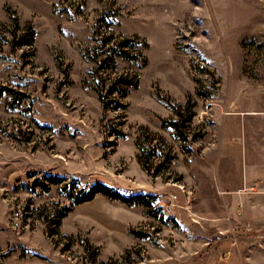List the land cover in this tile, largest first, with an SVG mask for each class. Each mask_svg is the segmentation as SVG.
I'll return each mask as SVG.
<instances>
[{
    "label": "rangeland",
    "instance_id": "rangeland-1",
    "mask_svg": "<svg viewBox=\"0 0 264 264\" xmlns=\"http://www.w3.org/2000/svg\"><path fill=\"white\" fill-rule=\"evenodd\" d=\"M237 133L264 156V0H0V264H264Z\"/></svg>",
    "mask_w": 264,
    "mask_h": 264
},
{
    "label": "crops",
    "instance_id": "crops-1",
    "mask_svg": "<svg viewBox=\"0 0 264 264\" xmlns=\"http://www.w3.org/2000/svg\"><path fill=\"white\" fill-rule=\"evenodd\" d=\"M234 137L243 139L244 145L240 144L239 149L233 148L235 151H232L227 144V162L224 160L225 156L221 155L217 162L219 166L214 170L212 168L211 174L218 170L227 171V187L221 189L226 191L223 194H227L231 203L242 207L244 224L264 237V156L258 157L254 150L249 151L245 135L241 138L242 135L237 133ZM247 191H252L253 194Z\"/></svg>",
    "mask_w": 264,
    "mask_h": 264
},
{
    "label": "trees",
    "instance_id": "trees-1",
    "mask_svg": "<svg viewBox=\"0 0 264 264\" xmlns=\"http://www.w3.org/2000/svg\"><path fill=\"white\" fill-rule=\"evenodd\" d=\"M29 35L31 37L30 38L31 40H29V38H27L28 39L27 42H22V44H27L28 45V44H31L32 43V41H33V38H32L33 37V34H32V32H31V34L26 35V37H28ZM131 39L132 38L124 37V41L119 43V45L117 46V50H116L117 53H119V57H123V58H126V59H135L134 56L132 55V52L130 50H128V49H125V47H131L132 48V46H131L132 43L131 42L133 40H131ZM141 55H143V52H141ZM134 83H136V84H134ZM119 84H122L123 86L125 85V87H127V86L135 87L137 85V82L130 81L128 78H126V75L122 74L121 76H119L118 78L115 79V82H112V86L115 87V89H116L117 85H119ZM99 95L101 97V100L104 103L105 100H106V94L104 93L103 90H100L99 91ZM99 187H101V189H103L102 186H99ZM99 187H95L94 192L91 193L85 200L90 201V200H92L94 198L95 192H97V193L98 192H101L102 190H96ZM106 189H108V188H106ZM107 195H109V194H107Z\"/></svg>",
    "mask_w": 264,
    "mask_h": 264
},
{
    "label": "built area",
    "instance_id": "built-area-1",
    "mask_svg": "<svg viewBox=\"0 0 264 264\" xmlns=\"http://www.w3.org/2000/svg\"><path fill=\"white\" fill-rule=\"evenodd\" d=\"M178 199V196L177 195H172L170 197V202H171V205H172V208L176 206L175 204V201Z\"/></svg>",
    "mask_w": 264,
    "mask_h": 264
}]
</instances>
